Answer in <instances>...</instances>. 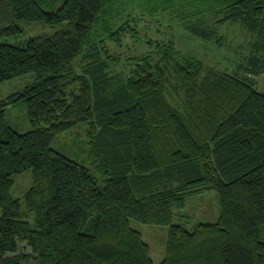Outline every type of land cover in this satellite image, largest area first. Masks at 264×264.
I'll return each mask as SVG.
<instances>
[{
    "label": "trees",
    "instance_id": "1",
    "mask_svg": "<svg viewBox=\"0 0 264 264\" xmlns=\"http://www.w3.org/2000/svg\"><path fill=\"white\" fill-rule=\"evenodd\" d=\"M117 1L0 0V83L32 77L0 100V264H25L22 244L35 264H154L130 220L168 226L159 264H264V92L251 79L264 74V0H176L175 16L204 41L220 45L226 23L250 34L243 76L144 38L139 26L172 0ZM35 25L44 32L2 41ZM19 103L25 133L5 117ZM78 125L88 164L52 147ZM211 191L214 223L174 222Z\"/></svg>",
    "mask_w": 264,
    "mask_h": 264
},
{
    "label": "rangeland",
    "instance_id": "2",
    "mask_svg": "<svg viewBox=\"0 0 264 264\" xmlns=\"http://www.w3.org/2000/svg\"><path fill=\"white\" fill-rule=\"evenodd\" d=\"M117 2H120L118 5L119 7L123 3L127 4V6L132 4L130 0H118ZM164 6L170 9L168 10L169 12H159L151 18L146 17V22H144L145 26H143V24L139 26V31L145 36V39L147 37L152 40L167 41L171 39L178 50L184 54L199 58L208 67L233 74L238 73L237 75L239 76L244 75L243 71L241 72V70H239V67L249 55L247 46L251 37L240 24L226 23L217 25L216 34L220 37L221 43L217 45L215 41H204L188 32L184 27L183 21L173 13L175 11L178 12L179 9L176 0L165 2ZM185 9L187 8H183V10ZM141 13L143 12L139 9L128 15L135 16ZM126 17L127 15H125V13L123 15L121 14L120 19L117 21L115 20V25L117 26L124 21ZM210 17L211 15L208 16V18ZM113 18L117 19L116 15ZM147 26L149 29L145 31V27ZM32 28L30 32L24 33L16 38H4L2 41L18 44L22 43L27 37L44 32L39 25H35ZM124 45L126 46L123 49V53H125L127 47L131 46L132 43L128 40L125 41ZM134 48H136L137 52L146 51L142 45H137ZM78 61L77 59L76 64H78ZM251 79L253 80L254 88L259 92H264V74L251 76ZM31 82V75H25L0 83V100H5L9 95L22 90L25 85ZM5 117L7 123L19 133H25L31 129L22 103L8 107ZM52 147L63 152L73 160L88 164L86 128L82 125H78L72 131L62 133L56 137L52 143ZM14 183L12 190L13 196L22 198L25 191L30 186L29 174L26 172L15 175ZM218 215L219 205L217 194L215 191H211L190 197L186 202L185 209L181 211L180 216L176 215L174 217V222L182 224L190 229L199 222L214 223ZM130 226L141 233L143 241L150 248V257L153 263L159 264L165 254L168 226L148 225L136 220H130ZM21 250L28 256L25 264H35L34 259L30 255V249L22 244ZM7 256L9 255L5 254V257Z\"/></svg>",
    "mask_w": 264,
    "mask_h": 264
}]
</instances>
